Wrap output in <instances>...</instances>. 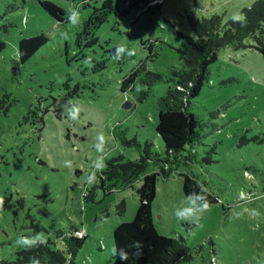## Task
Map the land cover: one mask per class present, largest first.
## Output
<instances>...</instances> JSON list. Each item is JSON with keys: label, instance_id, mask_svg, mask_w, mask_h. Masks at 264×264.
I'll return each instance as SVG.
<instances>
[{"label": "rangeland", "instance_id": "1", "mask_svg": "<svg viewBox=\"0 0 264 264\" xmlns=\"http://www.w3.org/2000/svg\"><path fill=\"white\" fill-rule=\"evenodd\" d=\"M49 1L65 11V21L38 0H0V40L6 43L0 51V264L16 257L18 237L42 233L44 241L65 250L60 234L74 228L86 237L75 263L110 264L113 231L133 220L137 190L153 172L154 223L161 234L185 239L192 259L181 264H264L261 46L247 40L245 47L219 52L190 104L201 125L185 151L167 154L156 131L161 99L185 69L179 50L182 35H192L189 14L217 15L226 24L256 0H148L149 8L142 0L137 10L110 15L95 31L98 42L82 48L79 33L93 6ZM72 9L80 13L76 24ZM40 33L49 41L22 64L19 40ZM118 46L135 54L116 59ZM141 65L134 86L122 90L123 79ZM148 72L162 79L149 85ZM146 141L155 155L137 178L129 183L105 177L113 158L139 160ZM184 175L216 199L194 218L198 222L175 216L205 205L185 195Z\"/></svg>", "mask_w": 264, "mask_h": 264}, {"label": "trees", "instance_id": "2", "mask_svg": "<svg viewBox=\"0 0 264 264\" xmlns=\"http://www.w3.org/2000/svg\"><path fill=\"white\" fill-rule=\"evenodd\" d=\"M142 0H78V6H93V11L84 22L83 30L79 33L77 45L81 48L92 47L98 42L95 31L104 24L110 15L127 14L129 10L139 9ZM145 7L149 8L148 0ZM40 5L57 21H65V11L56 3L49 0H38ZM101 3L100 6H95ZM243 19H230L226 24L222 17L214 15L210 18H197L189 14L192 35H182L180 57L185 62V69L179 75L174 87H170L167 94L162 97L156 131L163 140L167 154L177 155L186 150V146L199 138L198 129L201 125L197 115L189 110L195 99L209 79V67L217 61L219 52L226 47L239 49L246 46L247 40H254L264 50V0H256L243 8ZM49 38L40 33L18 42L19 60L22 64L28 62ZM84 42V44H82ZM144 43L145 41L142 40ZM6 43L0 40V51L5 49ZM114 50H117L114 48ZM68 53V51H67ZM130 72L122 81V90L132 88L142 69ZM149 85L162 79L161 75L147 73ZM153 144L146 141L144 154L137 161H123L119 156L107 164L103 174L109 180L124 177L129 183L137 178L143 171L145 163L152 160L155 153ZM104 177L102 176V179ZM158 173L153 172L143 177L138 188L139 205L132 221L122 222L113 231V245L125 249L127 260H121L119 255H113L110 264H181L192 259L190 249L185 239L168 237L161 234L155 226L152 203L157 194ZM183 191L185 195L203 204L216 202L199 182L190 175H184ZM74 228L68 235L60 234L65 250L55 249L51 241L31 249L21 248L16 251L13 260H3L1 264H30L35 257L39 264H76L75 256L83 245L85 235L79 237ZM139 241L141 247H133Z\"/></svg>", "mask_w": 264, "mask_h": 264}, {"label": "clouds", "instance_id": "3", "mask_svg": "<svg viewBox=\"0 0 264 264\" xmlns=\"http://www.w3.org/2000/svg\"><path fill=\"white\" fill-rule=\"evenodd\" d=\"M73 13L76 14V18L75 21L72 24H76L79 22V10L78 9H72L69 12V17H71L73 15ZM234 20H242L243 17L239 16V14H237L236 16L233 17ZM135 54V50H129L127 49L126 46H118L117 47V52H116V56L114 58L119 59L121 58V56L123 54ZM98 141L100 144H103L105 142V138L103 135L98 136ZM66 166L71 167L70 162L66 163ZM96 168L99 170L101 168L100 164L96 165ZM92 179H95V176L93 175ZM3 207V198L0 197V209H2ZM209 205L208 203L205 204L203 207H185L182 211L179 212H175V216L176 219L178 221H188V222H198L199 220H194V218H200L202 216V214L204 213V211H206L208 209ZM45 243L44 239H43V234L42 233H37L36 235L32 236V237H18L17 241H16V245L18 247L21 248H26V249H31L33 247L39 246L40 244ZM141 247L140 242L137 241L134 243L133 247ZM112 253L113 255H119V258L121 260H127L129 253L125 250V249H119L117 250L116 247H113L112 249ZM30 264H39V261L33 257L30 260Z\"/></svg>", "mask_w": 264, "mask_h": 264}, {"label": "built area", "instance_id": "4", "mask_svg": "<svg viewBox=\"0 0 264 264\" xmlns=\"http://www.w3.org/2000/svg\"><path fill=\"white\" fill-rule=\"evenodd\" d=\"M76 234H77L79 237H81V236L84 235V233L82 232V230H78V231H76Z\"/></svg>", "mask_w": 264, "mask_h": 264}, {"label": "water", "instance_id": "5", "mask_svg": "<svg viewBox=\"0 0 264 264\" xmlns=\"http://www.w3.org/2000/svg\"><path fill=\"white\" fill-rule=\"evenodd\" d=\"M124 107L127 109V108L130 107V104L126 103V104L124 105Z\"/></svg>", "mask_w": 264, "mask_h": 264}]
</instances>
